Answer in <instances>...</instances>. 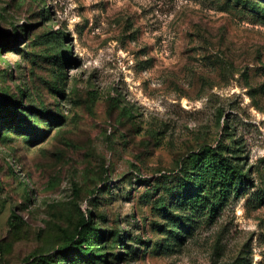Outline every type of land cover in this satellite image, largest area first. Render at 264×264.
<instances>
[{"label":"rangeland","instance_id":"obj_1","mask_svg":"<svg viewBox=\"0 0 264 264\" xmlns=\"http://www.w3.org/2000/svg\"><path fill=\"white\" fill-rule=\"evenodd\" d=\"M0 264H264V0H0Z\"/></svg>","mask_w":264,"mask_h":264},{"label":"trees","instance_id":"obj_2","mask_svg":"<svg viewBox=\"0 0 264 264\" xmlns=\"http://www.w3.org/2000/svg\"><path fill=\"white\" fill-rule=\"evenodd\" d=\"M193 163L201 170L209 172L212 180L208 184L204 182V177H197L193 188L186 191V194L179 202V205L190 204L192 211H196L198 204H203L204 200L212 198V195L220 193L219 191L224 192L230 190L239 193V191L247 184L246 174L239 168V166L233 164L230 158L224 154L214 153L210 156L203 155L201 157H196L193 159ZM202 193L206 195L204 199L202 198ZM207 195L209 197H207ZM80 233H82L88 241L89 235H92L93 237L94 234L100 241L106 238L105 232H103L98 226H93L88 221L87 223L85 222V224H82ZM74 250L79 251L81 256L86 259L89 257H96L93 252L84 250L80 244H75ZM67 257L69 256L67 255Z\"/></svg>","mask_w":264,"mask_h":264}]
</instances>
